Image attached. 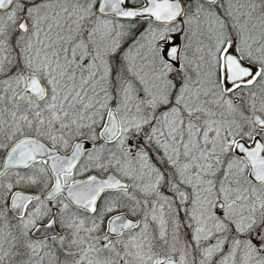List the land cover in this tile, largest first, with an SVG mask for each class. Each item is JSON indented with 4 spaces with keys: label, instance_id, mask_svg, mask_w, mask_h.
<instances>
[{
    "label": "snow or ice",
    "instance_id": "6c2138e0",
    "mask_svg": "<svg viewBox=\"0 0 264 264\" xmlns=\"http://www.w3.org/2000/svg\"><path fill=\"white\" fill-rule=\"evenodd\" d=\"M0 264H264V0H0Z\"/></svg>",
    "mask_w": 264,
    "mask_h": 264
}]
</instances>
